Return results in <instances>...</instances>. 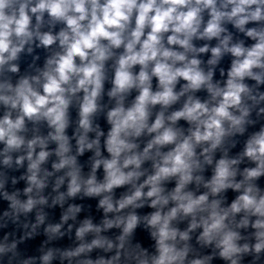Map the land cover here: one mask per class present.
<instances>
[{
	"label": "clouds",
	"instance_id": "obj_1",
	"mask_svg": "<svg viewBox=\"0 0 264 264\" xmlns=\"http://www.w3.org/2000/svg\"><path fill=\"white\" fill-rule=\"evenodd\" d=\"M0 264H264V0H0Z\"/></svg>",
	"mask_w": 264,
	"mask_h": 264
}]
</instances>
